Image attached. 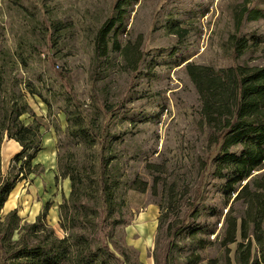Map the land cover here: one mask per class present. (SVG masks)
I'll list each match as a JSON object with an SVG mask.
<instances>
[{"label": "rangeland", "instance_id": "obj_1", "mask_svg": "<svg viewBox=\"0 0 264 264\" xmlns=\"http://www.w3.org/2000/svg\"><path fill=\"white\" fill-rule=\"evenodd\" d=\"M240 6L260 16L244 21L241 34L258 44L237 61L228 37L234 31L233 11ZM112 15L121 20L109 35L108 55L98 60L95 38ZM173 25L186 34L171 33ZM189 62L216 68L235 62L264 66V0H0V75L6 80L0 106L25 107L20 119L39 123L42 141L33 159L42 172L16 185L0 210L1 220L17 203L23 223L40 216L64 237L60 205L70 201L71 189V177L64 173L72 168L71 175L82 176L86 184L87 176L111 160L107 169L118 182L116 201H121L124 219L114 241L132 258L156 264V246L167 241L158 229L162 202L169 201L167 189L176 184L179 192L187 186L192 198L200 181L199 158L208 153V128L202 125L200 98L186 71ZM22 149L4 134L3 176L13 179L19 172L21 162L15 159ZM34 151L31 147L26 154ZM214 169L210 164L198 209L187 224L198 225V236L208 241L223 232L231 205L235 214L243 210L239 201L226 200L221 187L226 179L213 176ZM136 178L147 183L145 192L131 188ZM183 235L174 240L175 255L179 248L189 251L190 240ZM230 247L234 257L236 244ZM201 254L199 264H210L219 255L216 243Z\"/></svg>", "mask_w": 264, "mask_h": 264}, {"label": "trees", "instance_id": "obj_2", "mask_svg": "<svg viewBox=\"0 0 264 264\" xmlns=\"http://www.w3.org/2000/svg\"><path fill=\"white\" fill-rule=\"evenodd\" d=\"M120 5H116V9ZM260 15L251 7L240 6L233 11L234 31L229 34L231 55L239 60L258 44L241 34L246 19ZM121 18L109 17L100 27L95 38V57L100 60L108 55L110 33ZM175 26V25H173ZM171 33L186 34L182 27H172ZM136 69V67H132ZM186 71L196 87L200 98V119L208 128L207 154L199 158L198 187L193 197H188L186 186L178 192L176 184L167 189L169 201L162 202L158 229L164 231L166 244L156 246V264H199L202 250L216 243L219 255L210 264H264V66H251L235 62L227 67L216 68L189 62ZM6 80L0 75V89ZM15 87L21 86L18 79ZM22 97V88H19ZM29 93L37 94L30 88ZM0 153L4 134L20 142L23 149L17 153L15 162L19 172L13 176L2 175L0 155V210L16 185L32 172L40 170L33 159L41 149L40 124H25L20 117L25 107L13 104L0 106ZM34 147V153L27 155ZM111 160L105 169L87 176L71 175L72 168L64 173L71 177L70 201L60 205V225L66 235L60 237L42 217L34 222H24L18 209L8 212L0 225L1 264H144L131 257L124 246L114 241L115 229L122 225L121 201L117 200L118 182L109 178ZM210 164L215 165L212 174L226 179L222 191L227 201L240 202L243 210L235 214L231 205L226 213L223 232L214 240L198 236V225H187L189 217L198 209L201 185ZM23 170H27L24 174ZM131 188L140 192L147 190V183L136 178ZM88 190V191H87ZM240 221V222H239ZM22 222V224H21ZM18 230L19 237L14 238ZM238 232L240 239H238ZM2 234V235H1ZM181 234L189 238V251L173 253L174 241ZM159 244V240H158ZM236 244L234 257L230 245ZM201 250V251H200ZM181 256V257H180ZM177 258V260L175 259ZM181 260V261H178Z\"/></svg>", "mask_w": 264, "mask_h": 264}, {"label": "crops", "instance_id": "obj_3", "mask_svg": "<svg viewBox=\"0 0 264 264\" xmlns=\"http://www.w3.org/2000/svg\"><path fill=\"white\" fill-rule=\"evenodd\" d=\"M70 185H71V181H70ZM13 190H14V189H13ZM70 192H71V189H70ZM10 195H11V194H10ZM7 203H8V201L5 202L3 209L6 208ZM16 208L18 209V204H17V203H16L15 205H11V206H9V208L7 209V213L10 212V211L13 210V209H16ZM3 209H2V210H3ZM38 212H39V211H38ZM7 213H6V214H7ZM18 213H19V210H18ZM6 214H5V215H6ZM19 215H20V214H19ZM20 216H21V215H20ZM21 218H22V217H21Z\"/></svg>", "mask_w": 264, "mask_h": 264}]
</instances>
